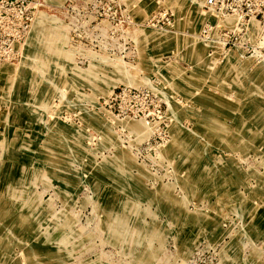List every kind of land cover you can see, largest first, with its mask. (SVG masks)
Instances as JSON below:
<instances>
[{
	"label": "rangeland",
	"instance_id": "374dc122",
	"mask_svg": "<svg viewBox=\"0 0 264 264\" xmlns=\"http://www.w3.org/2000/svg\"><path fill=\"white\" fill-rule=\"evenodd\" d=\"M16 5L0 264H264V0Z\"/></svg>",
	"mask_w": 264,
	"mask_h": 264
},
{
	"label": "built area",
	"instance_id": "2783aa9c",
	"mask_svg": "<svg viewBox=\"0 0 264 264\" xmlns=\"http://www.w3.org/2000/svg\"><path fill=\"white\" fill-rule=\"evenodd\" d=\"M19 0H0V65L7 62L17 61L21 53V42L32 25L33 15H30L23 8H19L16 3ZM215 0H208L209 4ZM5 23L18 26V30H13L3 34L1 28ZM8 36L7 38H5Z\"/></svg>",
	"mask_w": 264,
	"mask_h": 264
},
{
	"label": "bare ground",
	"instance_id": "6f19581e",
	"mask_svg": "<svg viewBox=\"0 0 264 264\" xmlns=\"http://www.w3.org/2000/svg\"><path fill=\"white\" fill-rule=\"evenodd\" d=\"M26 43H27V42H26ZM25 47H26V44H25ZM24 51H25V49H24ZM23 55H24V53H23ZM22 59H23V58H22ZM21 61H22V60H21ZM5 64H8V63H3V64L0 65V67L3 66V65H5Z\"/></svg>",
	"mask_w": 264,
	"mask_h": 264
},
{
	"label": "crops",
	"instance_id": "0c3cea01",
	"mask_svg": "<svg viewBox=\"0 0 264 264\" xmlns=\"http://www.w3.org/2000/svg\"><path fill=\"white\" fill-rule=\"evenodd\" d=\"M30 36V35H29ZM29 38V37H28ZM28 40V39H27ZM26 48V47H25ZM7 65H11V64H7Z\"/></svg>",
	"mask_w": 264,
	"mask_h": 264
}]
</instances>
